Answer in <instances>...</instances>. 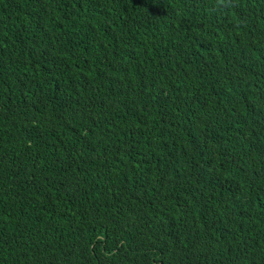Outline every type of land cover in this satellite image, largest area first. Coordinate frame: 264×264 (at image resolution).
I'll list each match as a JSON object with an SVG mask.
<instances>
[{
  "label": "trees",
  "instance_id": "trees-1",
  "mask_svg": "<svg viewBox=\"0 0 264 264\" xmlns=\"http://www.w3.org/2000/svg\"><path fill=\"white\" fill-rule=\"evenodd\" d=\"M0 0V264H264V0Z\"/></svg>",
  "mask_w": 264,
  "mask_h": 264
},
{
  "label": "clouds",
  "instance_id": "clouds-1",
  "mask_svg": "<svg viewBox=\"0 0 264 264\" xmlns=\"http://www.w3.org/2000/svg\"><path fill=\"white\" fill-rule=\"evenodd\" d=\"M234 0H213L212 10L223 12L226 9L234 7Z\"/></svg>",
  "mask_w": 264,
  "mask_h": 264
}]
</instances>
